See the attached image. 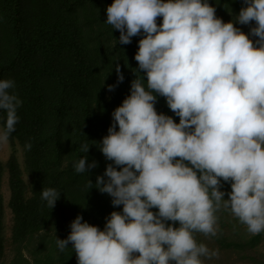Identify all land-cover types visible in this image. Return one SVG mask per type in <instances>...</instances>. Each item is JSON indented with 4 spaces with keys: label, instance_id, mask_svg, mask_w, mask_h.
<instances>
[{
    "label": "clouds",
    "instance_id": "1",
    "mask_svg": "<svg viewBox=\"0 0 264 264\" xmlns=\"http://www.w3.org/2000/svg\"><path fill=\"white\" fill-rule=\"evenodd\" d=\"M241 5L227 22L209 0H112L106 7L120 44L141 37L130 95L113 110L107 135L92 143L111 161L95 187L122 210L110 212L103 228L77 214L68 236L56 237L77 264H204L217 252L195 233L215 236L222 206L248 233L264 232V0ZM115 68L110 92L124 80ZM15 88L14 78H0V145L19 121ZM158 96L178 123L158 113ZM81 147L85 155L73 166L89 174L98 165L86 163L90 144ZM60 195L55 187L40 191L51 209Z\"/></svg>",
    "mask_w": 264,
    "mask_h": 264
},
{
    "label": "trees",
    "instance_id": "2",
    "mask_svg": "<svg viewBox=\"0 0 264 264\" xmlns=\"http://www.w3.org/2000/svg\"><path fill=\"white\" fill-rule=\"evenodd\" d=\"M209 2L225 22L242 6L241 0ZM111 3L0 0V78H14V91L22 100L19 121L8 140L12 152L5 162L0 158V264H77L75 252L61 251L56 237L68 236L77 214L103 228L110 212L122 210V205L114 207L111 197L95 187L96 176L111 161L92 143L107 135L113 110L130 95L141 37H133L129 44L118 42L119 30L105 22V9ZM161 22L157 17V23ZM236 26L249 31L248 25ZM117 63L124 80L110 92L107 85L117 81ZM155 107L179 122L164 97L158 96ZM26 142L31 143L30 150ZM85 143L90 144L86 163L95 160L98 165L89 174L77 173L73 166L85 155L81 147ZM6 175L8 201L3 191ZM46 187L61 191L52 209L40 198ZM223 190L230 191V185L225 183ZM7 208L12 215L9 258L5 253ZM216 217L215 236L195 233L198 242L208 238L217 247V255L204 264H264V232L248 233L223 206Z\"/></svg>",
    "mask_w": 264,
    "mask_h": 264
},
{
    "label": "rangeland",
    "instance_id": "3",
    "mask_svg": "<svg viewBox=\"0 0 264 264\" xmlns=\"http://www.w3.org/2000/svg\"><path fill=\"white\" fill-rule=\"evenodd\" d=\"M16 151H17V154L20 158V161L22 162V151H21V148L20 147H17L16 148ZM12 152V146L10 145V142L8 141L6 144H3V145H0V158L5 162L7 161V159L9 158L10 154ZM3 191H4V195H5V199L6 201H8L9 199V186H8V175L5 176V179H4V185H3ZM11 225H12V215H11V211L9 208H7V211H6V232H5V238H6V250H5V253H6V256L9 258L11 256V252H10V249H9V245H10V236H11ZM216 227H217V224H216ZM201 242L205 243L208 248L210 249V251H216L217 252V247H216V244L211 241L210 239L208 238H201L199 239ZM261 247L263 248L264 250V242L262 243ZM224 256V254H223ZM228 256V255H227ZM212 261V257L210 259L208 258H205L204 259V263H210Z\"/></svg>",
    "mask_w": 264,
    "mask_h": 264
}]
</instances>
